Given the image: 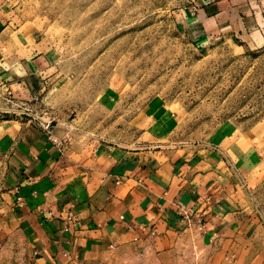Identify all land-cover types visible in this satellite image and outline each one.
Wrapping results in <instances>:
<instances>
[{
  "label": "crops",
  "instance_id": "0c3cea01",
  "mask_svg": "<svg viewBox=\"0 0 264 264\" xmlns=\"http://www.w3.org/2000/svg\"><path fill=\"white\" fill-rule=\"evenodd\" d=\"M177 20L198 42L264 41V0H190ZM24 22L0 0V264H88L148 237L168 252L188 224L224 260L264 264L261 162L78 134L50 103L54 50Z\"/></svg>",
  "mask_w": 264,
  "mask_h": 264
},
{
  "label": "rangeland",
  "instance_id": "374dc122",
  "mask_svg": "<svg viewBox=\"0 0 264 264\" xmlns=\"http://www.w3.org/2000/svg\"><path fill=\"white\" fill-rule=\"evenodd\" d=\"M190 0H18L23 29L54 50L52 109L80 135L152 147L228 148L259 161L264 213V41H194L178 24ZM55 116V113H52ZM139 140V141H138ZM168 252L153 238L88 264H232L187 226Z\"/></svg>",
  "mask_w": 264,
  "mask_h": 264
},
{
  "label": "built area",
  "instance_id": "2783aa9c",
  "mask_svg": "<svg viewBox=\"0 0 264 264\" xmlns=\"http://www.w3.org/2000/svg\"><path fill=\"white\" fill-rule=\"evenodd\" d=\"M48 124H49V122H48Z\"/></svg>",
  "mask_w": 264,
  "mask_h": 264
}]
</instances>
